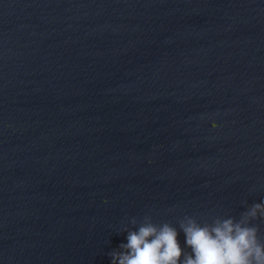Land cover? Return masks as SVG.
<instances>
[{
  "label": "water",
  "instance_id": "obj_1",
  "mask_svg": "<svg viewBox=\"0 0 264 264\" xmlns=\"http://www.w3.org/2000/svg\"><path fill=\"white\" fill-rule=\"evenodd\" d=\"M257 203L264 0H0V264H113L145 217L190 253Z\"/></svg>",
  "mask_w": 264,
  "mask_h": 264
},
{
  "label": "clouds",
  "instance_id": "obj_2",
  "mask_svg": "<svg viewBox=\"0 0 264 264\" xmlns=\"http://www.w3.org/2000/svg\"><path fill=\"white\" fill-rule=\"evenodd\" d=\"M258 217L264 218V204L252 205L238 221L218 218L201 225L186 217L180 230L190 253L183 252L176 228L158 227L145 217L136 231L128 232L124 251L113 254V264H264V243L251 225Z\"/></svg>",
  "mask_w": 264,
  "mask_h": 264
}]
</instances>
